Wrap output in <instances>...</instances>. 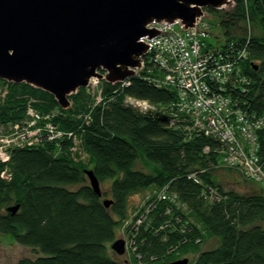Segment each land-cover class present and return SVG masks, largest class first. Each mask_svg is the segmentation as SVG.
I'll list each match as a JSON object with an SVG mask.
<instances>
[{
  "label": "trees",
  "instance_id": "16d2710c",
  "mask_svg": "<svg viewBox=\"0 0 264 264\" xmlns=\"http://www.w3.org/2000/svg\"><path fill=\"white\" fill-rule=\"evenodd\" d=\"M206 10L210 27L219 33L209 47L233 60L238 49L247 51L240 73L249 82L230 83L225 93L237 100L235 110L264 114V0H236L230 9ZM150 67L131 76L128 85L103 79V96L96 104L90 105L86 88H80L67 109L42 89L8 82L0 125L23 122L30 103L23 96H36L41 102L31 105L44 116L59 107L50 120L77 133L89 155L87 162L77 160L70 151L72 140L64 139L12 149L10 159L0 161V233L37 254L15 264H130L118 260L111 248L122 232L137 247L131 252L135 264L137 253L145 264L189 254L195 258L188 264H264V186L240 168L223 166L220 142L184 115H173L177 92L158 86L151 77L162 70L149 72ZM128 97L147 101L155 111L128 104ZM257 136L264 169V127ZM6 168L9 179L1 176ZM88 169L107 184L109 206L90 186ZM220 171L231 175L237 187H226ZM165 186L167 197L159 199ZM147 190L154 194L133 213L131 197ZM17 204L16 213L8 211ZM210 238L216 245L203 249Z\"/></svg>",
  "mask_w": 264,
  "mask_h": 264
},
{
  "label": "water",
  "instance_id": "95a60500",
  "mask_svg": "<svg viewBox=\"0 0 264 264\" xmlns=\"http://www.w3.org/2000/svg\"><path fill=\"white\" fill-rule=\"evenodd\" d=\"M236 0H0V79L27 83L52 95L64 109L70 96L98 77L124 81L143 67L149 46L141 38L161 32L152 22L194 27L207 8L230 9ZM210 33H214L213 30ZM102 196L100 180L86 170ZM106 206L110 200H104ZM20 205L8 207L16 213ZM125 240L111 244L124 261ZM181 258L162 264H188Z\"/></svg>",
  "mask_w": 264,
  "mask_h": 264
},
{
  "label": "built area",
  "instance_id": "2783aa9c",
  "mask_svg": "<svg viewBox=\"0 0 264 264\" xmlns=\"http://www.w3.org/2000/svg\"><path fill=\"white\" fill-rule=\"evenodd\" d=\"M207 20L201 18L196 27L184 29L178 23H157L152 22L149 27L158 29L161 33L154 37L144 36L142 41L149 46L147 60H143V69L151 65V68H161V75L154 74L151 79L158 86H167L174 88L177 92V99L172 105L173 115L177 118L181 114L186 117L198 130L203 131L206 135L218 140L222 145L223 159L227 165L240 168L244 174L252 178L264 186V169L262 160L259 156V142L257 132L264 127V114L249 115L246 112L237 109V100L231 95L226 94L224 90L228 84L235 86L236 83L249 82L247 78L241 74V69L232 58L224 57L223 53H219L214 49L202 47L205 45L202 37L203 29L200 25L205 26ZM233 44V43H232ZM230 45L232 51L234 45ZM238 58L246 57L247 51L245 48L237 50ZM98 81V78H93L92 82ZM90 83V84H91ZM128 80L122 84L128 85ZM138 104L146 101L136 100ZM148 104V103H147ZM27 119L21 123H14V126L0 125V134L2 144H0V159L7 161L10 158V153L6 150L7 146L13 145L17 148L27 146H36L31 140H28L36 130H32V126H37V131L41 133L44 129L46 134L68 136V139L73 135L72 131H63L54 127L52 122H49V115L43 116L34 106L28 104ZM139 107V106H138ZM141 110L146 111L145 109ZM47 119L44 126H41V120ZM172 120H174L172 118ZM30 121V122H29ZM39 123V125H38ZM7 127H9L7 129ZM21 127L22 134L13 137L16 132L12 128L18 129ZM22 135V136H21ZM41 136H44L41 134ZM20 138L24 143L20 142ZM54 139V138H52ZM64 140V138H62ZM4 141V142H3ZM21 143V144H20ZM4 144L6 148L4 150ZM196 182H200L196 174L189 175ZM167 186L159 191L158 198L165 199ZM212 197H217L212 192ZM148 211V210H147ZM145 219V213L138 217L137 225ZM132 252L136 253L137 247L134 246V241H129L127 238V246ZM173 250V248L171 249ZM139 263H143L141 253L136 254ZM152 259H155L153 257Z\"/></svg>",
  "mask_w": 264,
  "mask_h": 264
},
{
  "label": "rangeland",
  "instance_id": "374dc122",
  "mask_svg": "<svg viewBox=\"0 0 264 264\" xmlns=\"http://www.w3.org/2000/svg\"><path fill=\"white\" fill-rule=\"evenodd\" d=\"M226 9V7H224ZM209 20L212 19V16L210 15L208 17ZM211 25V22H208L206 23L205 26L203 25H200L201 28L203 29L204 32H202V34H200V36L202 37V40L204 42V46L202 47V51L205 48H211L209 47L208 45V41L210 40H214L213 38L214 37H218V32H215V33H208L209 30H212V28L210 27ZM151 28V27H150ZM253 32V30H251ZM214 42V41H213ZM215 43H216V40H215ZM213 49V48H212ZM205 50V49H204ZM150 55H146L145 57H143V60H147L148 57ZM239 69H242V68H238ZM162 73V72H161ZM163 74V73H162ZM103 79H98V81H95V82H92L87 88H86V93L91 97V104H96L98 103L102 96H103ZM10 92V85L8 84V82L6 81H3V80H0V102L4 101L6 96L8 95V93ZM24 99L26 100V102H30V105L31 103L33 104V102H41V99L40 98H37L36 96H33V95H29V94H26L23 96ZM71 100V99H70ZM143 101V100H142ZM126 102L128 104H131L133 106H136V107H141L142 109H147L146 111H155V108L153 106H151L147 101V103L145 102H142V104H138L137 101L134 100V98L132 97H128L126 98ZM73 104V100H71V106ZM29 106H27V109ZM59 110V107H55L52 111L51 114H49V122H52L53 126L58 128L59 130H63V129H60L55 123H53V121H51L50 119H52V117L56 116L57 112ZM42 114V113H41ZM28 115L27 111H26V116ZM27 119V118H26ZM25 119V120H26ZM47 119H43L41 120V126H44V123ZM30 122V121H29ZM21 123V122H20ZM4 125L6 126H14V123H4ZM39 125V123H38ZM9 127H7L8 129ZM37 126H32V130H36L35 132L33 131V133L31 134L30 139L28 140H31L33 141L34 143H36V145H44V144H47V142H56V144H59L60 141L62 140V138L64 139H68V136L66 134L64 135H57L56 133L58 132H54L53 135H50V138L49 139V135L46 134V132L48 131H45L44 129H42L41 133L39 131H37ZM13 130H15L16 132L13 134V137H17L18 134H22V131L21 132V127L18 128V129H15V128H12ZM64 131V130H63ZM66 131V130H65ZM41 134H43L44 136H41ZM2 134H0V138H1ZM22 136V135H21ZM54 138V139H52ZM20 142L21 143H24L25 141L27 140H24L22 141V139L24 138H20ZM70 140H72V144H71V148H70V151L72 152V155H74L77 160H82V161H88L89 160V155L87 154V152H85V150L83 149L82 145H81V139L79 137V135L77 133H73V135L69 138ZM4 142V141H3ZM20 143V144H21ZM0 144H2V141L0 139ZM1 147V146H0ZM4 150L6 148V145L4 144ZM17 148V146H13V145H9L7 146V151L11 154V150L12 149H15ZM223 150L221 151V164L224 166H230V165H227L223 159ZM1 162H6L4 160H1ZM222 172L224 171H220L218 174L220 175V177L223 178L224 180V183H225V186L226 187H237V184L232 182L234 181L232 179V176L228 175V174H223ZM2 177L6 178V179H9L11 177V174H10V171L8 170V168H6L3 172H2ZM230 182V183H229ZM90 184V182H89ZM100 187H101V190H102V194H103V199H109V196L106 194V191L108 190L107 189V184H103L102 182H100ZM243 190L245 191L246 189L243 188ZM154 194V191L152 192H149V190H147V192H142V193H137L135 195H133L131 197V207L134 206V211L133 213H135L137 210L136 208L140 207L143 205V200H144V197H148V196H152ZM172 202L175 203V200H171ZM134 215V214H133ZM124 232H122L120 235L123 236L120 238H124L127 240V238L124 237L123 235ZM217 243V240L215 238H210L208 239L203 245H202V248L204 249H208V248H212L216 245ZM129 247V246H128ZM130 251H125L124 255H123V258L122 259H126L130 264H135L134 262V259L132 257V249L129 248ZM37 254L33 251V249H31L30 247H27V246H23L19 243H17L16 241H13L11 238H9L8 236L6 235H3L0 233V262L1 263H4V264H15L17 263L21 258L23 257H29V258H36ZM187 258H189V263L195 258V254H189L188 256H186ZM184 258V257H183ZM138 264V262H137ZM140 264V263H139ZM141 264H145L144 262L141 263ZM149 264V262L147 263Z\"/></svg>",
  "mask_w": 264,
  "mask_h": 264
},
{
  "label": "bare ground",
  "instance_id": "6f19581e",
  "mask_svg": "<svg viewBox=\"0 0 264 264\" xmlns=\"http://www.w3.org/2000/svg\"><path fill=\"white\" fill-rule=\"evenodd\" d=\"M197 24V23H196ZM194 27H196V25L194 26ZM191 28H193V27H191ZM210 31L211 30H209L208 31V33H210ZM233 43V44H232ZM230 45L232 44V45H235V42H231V43H229ZM244 57H241V58H235L234 60H235V63H236V65H237V67L238 68H242V66H241V64H240V61H242V59H243ZM129 79V78H128ZM128 79H126V80H128Z\"/></svg>",
  "mask_w": 264,
  "mask_h": 264
}]
</instances>
